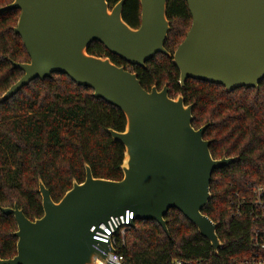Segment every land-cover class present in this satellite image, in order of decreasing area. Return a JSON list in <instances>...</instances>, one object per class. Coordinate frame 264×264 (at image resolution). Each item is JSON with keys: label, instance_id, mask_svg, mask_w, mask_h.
I'll use <instances>...</instances> for the list:
<instances>
[{"label": "water", "instance_id": "water-1", "mask_svg": "<svg viewBox=\"0 0 264 264\" xmlns=\"http://www.w3.org/2000/svg\"><path fill=\"white\" fill-rule=\"evenodd\" d=\"M125 0L111 9L107 0H13L0 13L18 10L14 33L29 62L13 64L22 77L1 97L16 95L35 79L62 74L92 96L118 109L123 132L108 130L124 155L120 181L94 178L88 166L81 184L57 202L38 181L43 215L28 220L17 205L1 208L14 218L16 255L0 264H96L94 234L110 217L134 214V222L151 220L168 234L165 215L177 210L207 240L217 254L222 245L218 224L202 214L212 197V173L238 158L214 160L203 135L208 125L192 127L193 105L182 95L171 99L164 86L145 91L136 74L87 53L97 42L127 64L144 68L157 54L171 59L182 90L187 80L222 86L258 89L264 79V0H185L191 26L172 55L164 48L170 22L169 0H139L140 25L122 19ZM113 252L112 250H109Z\"/></svg>", "mask_w": 264, "mask_h": 264}, {"label": "trees", "instance_id": "trees-1", "mask_svg": "<svg viewBox=\"0 0 264 264\" xmlns=\"http://www.w3.org/2000/svg\"><path fill=\"white\" fill-rule=\"evenodd\" d=\"M120 0H107L111 9ZM13 0H0V9ZM139 0H125L122 19L131 28L140 25ZM18 10L0 13V97L21 77L13 64L29 62V57L13 29ZM166 18L170 31L165 50L172 55L184 40L191 16L185 0H169ZM91 56L108 58L111 63L136 74L141 87L149 92L164 86L171 99L182 95L185 105H193L192 127L208 125L203 138L209 141L214 160L238 158L227 168L215 170L210 182L212 195L202 214L218 224L216 235L222 245L214 254L209 242L177 210L165 215L166 234L154 221L134 222L119 251L126 264H171L204 261L233 264L248 257L249 239L258 228L246 213L232 214L235 195L246 196V186H264V79L258 89L238 88L226 92L222 86L187 80L178 85L179 73L171 59L157 54L144 68L127 64L93 42ZM92 90L78 86L67 76L52 74L35 79L16 95L0 103V209L22 210L33 221L43 215L38 193L40 180L57 203L81 184L88 166L94 178L120 181L124 148L113 142L108 130L123 132L126 121L115 107L92 96ZM17 230L13 216L0 211V259L16 255Z\"/></svg>", "mask_w": 264, "mask_h": 264}, {"label": "built area", "instance_id": "built-area-1", "mask_svg": "<svg viewBox=\"0 0 264 264\" xmlns=\"http://www.w3.org/2000/svg\"><path fill=\"white\" fill-rule=\"evenodd\" d=\"M246 196L236 197V203H231V213L239 215L244 212L253 221L258 223L249 239L251 248L250 255L241 261L233 264H264V186L249 184L246 186ZM134 220V214L126 211L123 216L110 217L105 224H102L94 234V241L98 244L95 249L101 255L103 250H108L104 260L94 258L96 264H126L124 257L120 254V247L124 246L123 239ZM112 250L113 252L109 251ZM171 264H207L198 260L194 262H183L174 260Z\"/></svg>", "mask_w": 264, "mask_h": 264}]
</instances>
